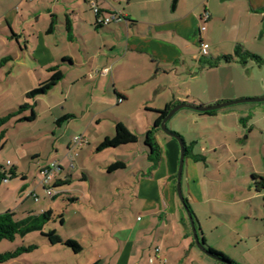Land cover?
<instances>
[{
    "label": "crops",
    "instance_id": "1",
    "mask_svg": "<svg viewBox=\"0 0 264 264\" xmlns=\"http://www.w3.org/2000/svg\"><path fill=\"white\" fill-rule=\"evenodd\" d=\"M93 4L103 15L119 12L125 19L100 25L96 22ZM205 10L209 19L203 23L200 15ZM225 22H229V29L222 31L220 26ZM200 24L205 25L204 32H199ZM263 32L264 0H0V58L15 53L16 74L24 84L21 91L24 102L35 106L42 102L43 111L59 129L63 121L58 119L64 115L69 116L67 125L81 121L75 130L81 132L86 144H89L88 131L91 129L96 134L91 138L92 147L85 153L86 164L83 162L78 168L84 183L80 186L84 187L82 199L103 201L107 198L110 203L105 214L97 217L101 225L107 226L103 238L99 240L98 235L92 233L93 239L99 242L97 247L101 248L83 264H209L192 244L188 220L177 197V141L156 135V140L164 144V147L159 144L157 163L148 159L142 141L157 116L155 110L163 109L166 104L210 105L264 96V63L258 65L248 60L241 64L235 59L229 62L220 59L240 44L264 61ZM200 40L209 44L207 56H199ZM211 44L215 48L212 52ZM212 58L217 59L218 64L203 66L198 73L211 71V83L196 86L197 78L189 64L198 67L201 61ZM51 66L58 67L62 78L41 95L42 98H32L34 103L25 98L28 91L49 78ZM43 97L51 98L46 103ZM263 101L256 105L234 103L208 114L189 108L174 113L177 116L171 130L178 133L188 147L186 198L196 214L204 240L225 254L237 250L243 254L253 247L264 251V201L253 218L251 227L256 231L251 234L248 228L241 229L242 233L237 227L222 226L216 219H211L210 223L200 218L206 208L198 207L204 201L198 162L204 159L201 152H211L217 160L223 158L232 168L230 178L237 173L242 175V191L246 195L238 200L248 202L260 195L264 200V180L259 179L264 178ZM130 104L146 113L142 116L144 133L137 136V146L127 144L109 148L107 152L96 150L104 137L114 134L116 122L131 130L127 121L112 115L118 106L126 108ZM33 110L32 121H35L39 115ZM64 136L61 132L59 139ZM71 139L64 144L55 140V157L59 155L58 146L67 148L56 161L55 173L64 172V175L56 179L67 180L72 176L71 171L66 170H75L83 154L81 150L70 156ZM201 141L208 147H200ZM116 160L122 161L125 167L108 172L107 166ZM89 162L93 164L90 167ZM44 166L37 170L40 178ZM85 172L95 176L90 175L93 178L89 179ZM105 172L113 179L107 180ZM248 174L252 185L247 181ZM21 178L24 182L27 180L26 175ZM99 182L107 184L101 186ZM22 188L25 189V184ZM115 192H118L117 197L112 196ZM204 226L214 238L211 243ZM248 236H255V244L239 245L238 242ZM234 260L243 264L237 256Z\"/></svg>",
    "mask_w": 264,
    "mask_h": 264
},
{
    "label": "rangeland",
    "instance_id": "2",
    "mask_svg": "<svg viewBox=\"0 0 264 264\" xmlns=\"http://www.w3.org/2000/svg\"><path fill=\"white\" fill-rule=\"evenodd\" d=\"M228 25L229 22H225L220 26V29H223L222 31H225V29H229ZM262 38L264 40V32L262 34ZM214 50L215 48L211 44V52ZM14 54H8L9 56L0 58V116L14 111L25 101L24 96L21 93L24 84L23 80H21V76H18V74H16L18 67L15 64V59L13 58ZM199 56L201 55L199 54ZM211 61H214L213 58L211 59ZM202 63L203 61L200 62L198 67L189 64L190 71H192V73L197 78L196 86L198 87H204V85L208 86V83H211V71H204L203 73L198 75ZM196 90L201 91L197 87ZM40 98H42V96ZM43 98V102L47 103L51 97ZM31 101L34 103L35 99H32ZM260 103H262V101L240 102L237 104L256 105ZM37 104L38 105L36 106L32 104L34 105L33 108L36 109V113L39 115L37 120L15 122V117L5 126L4 145L2 148H0V165H2L6 170L15 167L14 169L16 172V176L0 183V212L12 210L15 213V219H23L26 217L27 211H31V214L35 215L42 213L44 210L51 209L54 214H61L65 222L63 224H60L58 218L54 217V219L48 221L44 225V230L46 231L49 229H55L57 234L60 235L63 239H72L77 241L81 245L82 250L79 253H73V251L65 247L63 244H50L48 240L40 234L39 231H32L23 236L16 235L12 241H0V253L13 250L19 246H36L32 251L23 253L17 258L2 264H83L87 260L91 259L92 255H94L95 252L99 248H101L97 247V244L99 242H97L96 239H93L92 233L98 235L97 238L99 240L103 238V233L106 232L107 226L105 224L101 225L102 221L99 218L97 219V217L101 216L103 212L105 214V209H107L106 207L110 203L107 198L103 201H100V199L98 198L92 200L89 198L90 201L87 197L82 199V190L84 191V187L80 186L84 183L80 179L81 174L80 172H78V168L80 167L81 163L84 162L83 164H86L85 160L83 159H86L87 154L85 153H87V149L92 147L93 140L91 138L96 134L90 129L88 131L89 138H87L89 144H71V147H69V154L71 157H73L75 154H78L81 150L83 154L79 158V162L75 170L71 168H68L66 170V172L70 170L72 176H68L67 182H65L64 184L54 187V191L56 192V195L54 197H48L46 195L44 187L40 182L42 178V172L40 178V172L38 174L37 170L41 166H46L49 163L51 164L52 162H54V160L55 162L58 161L60 155L64 152H67V148L58 146L59 144L57 143L59 155L55 157V140L57 139L64 144L66 143L68 138H73V135H82L81 132H76L75 130L79 126L81 121H71L69 125H67V120L63 121L61 123V129H59L57 128L55 121H53L52 118H48V114L43 111L44 104H42V102H38ZM134 107L131 104L126 106V108H123L120 105L112 111V115H116L127 121L131 129L130 131L138 136L144 133L142 116L146 113H143V110L138 111ZM58 109L59 108H57V110ZM180 110L186 109L182 108ZM23 113L28 115L29 110ZM23 113L21 114V116L23 115ZM175 114L171 116L166 122V126L169 130H171L173 120H175L174 118H176L177 116ZM135 119L139 121L137 122ZM101 130L106 131V128L101 127ZM61 132L65 135L64 139L62 140L59 139ZM153 135L155 137V140L156 135H158L164 139H171L175 141V139L166 135L160 127L154 130ZM156 141L157 143L159 141L158 144L164 147V144L160 140ZM132 144L134 146H137L135 145L136 143ZM207 145L208 144L204 141H201V143L199 144L200 147H208ZM94 149L95 147L93 148V150ZM196 149L199 151L200 148L198 147ZM109 150V148L108 150L107 148L105 150L102 149L103 152H107ZM134 150L138 152L137 149ZM201 154L204 156V159H208H205V161H203L204 159L202 158L198 162L201 171L199 180L200 186L202 188L201 198L202 200H204L203 203L198 205V207L202 209L206 208L203 209L204 214H200L199 217H204L210 223L211 219H216L222 226H234L237 227V229L240 231H242L241 229L244 230V228H248L247 230L249 231V234L254 233L256 230L254 227H251V224H254L253 218L256 217L255 215L257 209L261 210L262 203L264 201L262 195L257 198H251V200H249L248 202H243L242 200L239 201L238 199H241L243 195H246V193L242 191L244 190L242 188L244 185L242 182V175L240 176V173H237L235 177L230 178V172L232 168L227 165L223 158H220L221 160H217L216 157L211 155V152H201ZM92 165L93 164L90 163V165L88 166L90 167ZM85 173L88 175L89 179L93 178L90 175L95 176L92 173ZM21 175H26L27 180L25 182L24 179L21 178ZM63 175L64 172L55 173L53 180L56 181V178H62ZM104 175L107 177V180H110L112 178V176L110 174H107L106 172ZM185 175L186 161L184 158L180 182L181 191L184 197H186L187 195ZM247 181H249V184L252 185L249 174L247 176ZM99 183L101 186H105L107 184L106 182ZM23 184H25V189L22 188ZM234 185H237L236 188H234ZM251 188V190H254L253 186H251ZM106 190L108 194H111L108 189ZM103 194L104 193L102 192V195ZM117 194L118 192H115L112 194V196L117 197ZM87 200L89 202H87ZM191 210L194 213L195 226L198 235L201 237L203 231H201L200 226L198 225L199 222L196 219L194 210ZM184 214L187 221V215L186 213ZM112 215L113 214H111V216ZM80 217L84 220L83 222H80ZM188 225L189 223L187 221V228L188 230H190ZM204 229L206 238L208 242L211 243V241H214V238H211V231L209 230V228H205V226ZM247 230L245 231L247 232ZM99 232H101V234H99ZM242 233L244 232L242 231ZM247 234L248 233H245V235ZM212 237L214 236L212 235ZM254 237L255 236L251 238L250 236H248L246 239H242L238 243H240L239 245L245 247H251L255 244V240L253 239ZM205 243L206 245H208L206 241ZM256 248L257 247H253L251 251L243 254L238 252V250L235 253L226 252V254L221 251L219 252L224 253L229 259L233 261H238L234 260V258H236L237 256L239 261L243 264H264V251H260ZM199 254L200 256H202V258L207 260L209 264H226L215 258L206 256L202 252H200ZM236 264L239 263L236 262Z\"/></svg>",
    "mask_w": 264,
    "mask_h": 264
},
{
    "label": "trees",
    "instance_id": "3",
    "mask_svg": "<svg viewBox=\"0 0 264 264\" xmlns=\"http://www.w3.org/2000/svg\"><path fill=\"white\" fill-rule=\"evenodd\" d=\"M221 59L224 62H229L235 59L237 62L241 64H245L248 60H251L255 62V64H258V65H261L264 63L263 59L259 55L249 52L248 50L244 49L243 46L240 44H236L233 49V52L229 55H223ZM217 64H218L217 59H215L214 61H203L201 68L203 66L212 67V66H216ZM49 71L52 72L49 78L46 81L39 83L36 87L31 89L30 91H28L25 94V98L32 99L35 96L46 94L47 91L52 86H54L57 83V81H59L62 78V72L58 70L57 66L49 67ZM173 106L174 104H166L163 109L155 110V113L157 114V116L153 121V125L151 126L150 129L146 131V134L144 136L143 144L147 148V151H148L147 157L153 163H157L160 158V146L155 140V137L153 135L154 130L159 128L160 121L165 116V114L168 112V110ZM26 110H29V114L21 116V114ZM214 111L215 110H210L206 112H198V111L197 112L200 114H208ZM15 117H16V119H14L15 122L34 120L35 113L32 108V105L24 102L23 104L19 105L18 108L15 109L14 111H11L5 115L0 116V148H2L4 145L5 126L9 121H11ZM68 117H69L68 115H64L60 117L58 121H64ZM174 133L179 135L176 132ZM136 142H137V136L134 133H132L121 122H116L114 125V134L110 137L109 136L104 137L103 140L96 146V150H102L105 148H117L123 145L132 144ZM187 153H188V147L184 143L185 157ZM124 167L125 165L122 161L116 160L107 166V171L113 172L115 170H118ZM14 168L12 167L6 170L2 165H0V183L7 181L9 178L16 176V172ZM253 179H256V176H253ZM259 179L264 180V178H260V177ZM65 182H67V180L57 179L53 183V186L54 187L59 186V185L64 184ZM55 195H53L52 197H54ZM184 202L194 218V213L191 210L186 197H184ZM14 216H15V213L12 210H6L4 212H0V241L1 240L12 241L16 235L23 236L32 231H39L40 234L43 237H45L50 244L60 243V244H63L65 247L69 248L71 251H73V253L81 252L82 247L77 241L72 240V239H63L60 235L57 234L55 229H49L46 231L44 230V225L48 221L54 219V217H57L60 224H63L64 219L61 214H54L51 209H47V210H44L42 213L35 214V215H32L31 211H27V215L23 219H15ZM199 238L202 240L203 245L207 248V250L211 252L213 256L219 259V261L224 260V261H228V262L236 264V262L229 259L224 253H221L213 249L212 247L206 245L205 240L202 235L201 237L199 236ZM191 239H192V236H191ZM192 244H194L193 239H192ZM35 247H36L35 245L19 246L13 250L2 252L0 253V264L13 260L23 253L30 252L33 249H35Z\"/></svg>",
    "mask_w": 264,
    "mask_h": 264
},
{
    "label": "water",
    "instance_id": "4",
    "mask_svg": "<svg viewBox=\"0 0 264 264\" xmlns=\"http://www.w3.org/2000/svg\"><path fill=\"white\" fill-rule=\"evenodd\" d=\"M264 100V96L261 97H253V98H242V99H237V100H232V101H224V102H219V103H215V104H210V105H198V104H191V103H186V102H180L176 105H174L173 107H171L168 112L165 114V116L162 118V120L160 121L159 127L161 128V130L168 135L169 137L174 138L178 145H179V158H178V167H177V171H176V180H175V188H176V193H177V197L179 202L181 203L186 215H187V219L189 222V226H190V231H191V236L194 242V245L197 247V249H199L202 253H204L205 255L211 257V258H215L217 259L215 256H213L211 254V252H209L207 250V248L203 245L202 240L199 238L196 226H195V220L190 212V210L188 209V207L186 206L185 202H184V196L182 194L181 191V174H182V168H183V163H184V158H185V154H184V141L181 138V136L175 134L174 132H172L171 130H169L166 126V122L169 120V118L179 109L181 108H189L191 110L194 111H198V112H206V111H210V110H216L219 108H222L224 106L227 105H231L234 103H240V102H254V101H262ZM219 260V259H217ZM223 262H225L226 264H234L228 261H224L221 260Z\"/></svg>",
    "mask_w": 264,
    "mask_h": 264
},
{
    "label": "built area",
    "instance_id": "5",
    "mask_svg": "<svg viewBox=\"0 0 264 264\" xmlns=\"http://www.w3.org/2000/svg\"><path fill=\"white\" fill-rule=\"evenodd\" d=\"M92 10L96 16V22L100 25H107L111 22H116V21L118 22L124 19V16L119 12H113V13H108V14L103 15L95 4L92 5ZM208 19H209V13L205 10L200 15V20L201 22L204 23ZM205 29H206L205 25L200 24L199 32H204ZM198 47H199V54L201 56L208 55L209 44L206 41L200 40ZM120 101L121 99H118V102ZM71 143L73 145H84L86 144V139L83 136L76 135L72 138ZM57 169H58V165L55 161L52 162L51 164L50 163L47 164L45 167L41 169L42 178L40 182H41V185L44 187V190L46 191V195L48 197H52L53 195L56 194V192L54 191V186H53V183L55 182L53 178H54V175ZM156 251H158V249H156Z\"/></svg>",
    "mask_w": 264,
    "mask_h": 264
}]
</instances>
